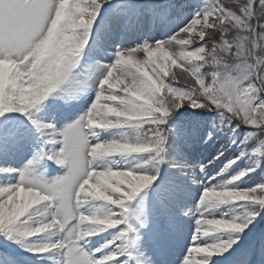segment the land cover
Segmentation results:
<instances>
[{"label":"snow or ice","instance_id":"1","mask_svg":"<svg viewBox=\"0 0 264 264\" xmlns=\"http://www.w3.org/2000/svg\"><path fill=\"white\" fill-rule=\"evenodd\" d=\"M0 237L264 264V0H0Z\"/></svg>","mask_w":264,"mask_h":264},{"label":"rangeland","instance_id":"2","mask_svg":"<svg viewBox=\"0 0 264 264\" xmlns=\"http://www.w3.org/2000/svg\"><path fill=\"white\" fill-rule=\"evenodd\" d=\"M49 176H54L56 175L55 172H51L49 170V172L47 173ZM10 242H6L3 240V237H0V244H9ZM13 248H16L15 245L12 246ZM16 252H17V256H18V259H19V264H33L31 258L27 255H25L23 253V250L22 249H16Z\"/></svg>","mask_w":264,"mask_h":264}]
</instances>
